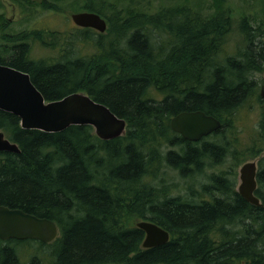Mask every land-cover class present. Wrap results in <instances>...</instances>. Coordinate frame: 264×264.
<instances>
[{"label": "trees", "instance_id": "obj_1", "mask_svg": "<svg viewBox=\"0 0 264 264\" xmlns=\"http://www.w3.org/2000/svg\"><path fill=\"white\" fill-rule=\"evenodd\" d=\"M12 1L29 14L43 9L36 0ZM53 1L49 9L57 11L62 0ZM82 7L106 22L102 33L75 28L91 54L78 55L73 37L58 43L61 30L35 28L37 42L58 46L60 57L34 60L32 39L9 30L0 12V63L27 72L45 100L87 93L125 119V130L103 140L90 125L25 129L0 109V130L19 149L0 151V205L58 228L48 243L0 239V264H264V157L255 177L260 204L235 188L236 166L264 147V96L255 78L264 69L263 24L241 17L234 47L228 7L210 17L186 3L155 13L143 0H84ZM251 97L261 105L258 129L239 150L236 114ZM184 110H202L221 125L199 141L183 139L169 120ZM167 170L186 183L175 194L176 183L159 175ZM128 219L152 221L169 239L142 248L144 232Z\"/></svg>", "mask_w": 264, "mask_h": 264}, {"label": "water", "instance_id": "obj_2", "mask_svg": "<svg viewBox=\"0 0 264 264\" xmlns=\"http://www.w3.org/2000/svg\"><path fill=\"white\" fill-rule=\"evenodd\" d=\"M73 23L80 27H90L98 32L106 29L105 20L90 11L74 12L70 15ZM0 109L13 113L25 129H39L58 132L70 125H90L95 135L109 140L121 135L125 130V119L115 115L108 106L96 101L85 92L73 91L58 99L45 100L41 92L31 82L27 72L0 63ZM221 125L219 119L202 110L181 111L169 120L171 130L183 139L196 142ZM0 151L19 152L0 130ZM256 164L246 161L238 168L237 192L249 203L259 205L254 195L256 188ZM135 226L144 232L142 248L166 242L169 233L153 223L141 219ZM58 235L56 224L45 217L0 205V239H33L43 243L53 241ZM162 264V263H152Z\"/></svg>", "mask_w": 264, "mask_h": 264}, {"label": "rangeland", "instance_id": "obj_3", "mask_svg": "<svg viewBox=\"0 0 264 264\" xmlns=\"http://www.w3.org/2000/svg\"><path fill=\"white\" fill-rule=\"evenodd\" d=\"M43 6V9L36 7L33 9V13L29 14L27 9L25 12H22L18 6L12 5V0H0V12L2 17L5 19V26L9 30H13L18 33V36L26 40L32 39L30 41L31 47L30 55L34 59H54L59 58L58 46L49 47L41 44V42L36 40L37 36H40V32H33L31 29L40 28V29H52L53 31L61 30L60 35L54 34L55 38H58V43L63 42L66 38L73 37L78 39L74 34L76 33L75 25L70 18V15L74 12L82 11L84 7V0H62L58 2V10L54 11L49 9V7L55 2L53 0H36ZM188 4L193 7V9L199 10L201 13L210 17L212 14L223 10L225 7H228V12L230 13L232 19V28L233 30L229 34V44L237 47V42L240 41L241 35L236 30L238 21L241 17L248 16L254 20L253 24L255 26L262 25L264 26V0H143V9L147 10L150 13H155L160 11L161 7L168 6L175 8L176 6L182 4ZM9 20V21H8ZM106 30V29H105ZM66 32L68 35H66ZM0 36H5V32L0 31ZM74 49L78 52V55H88L91 54L93 48L88 44L75 40ZM240 47V43L238 44ZM255 78L258 81V93L261 96H264V69L255 75ZM260 104L258 103L255 97H251L244 102L241 108L238 109L236 114L235 122V135L237 137V146L241 150L243 144H249L252 137L256 134L258 129V119L259 113L261 111ZM264 140V137H263ZM264 146V142H263ZM257 156V157H256ZM255 157L261 158L264 157V147ZM242 157V156H241ZM246 160V158H245ZM249 160V159H248ZM250 160H256L250 159ZM244 160L240 161L236 166V183H238V168ZM231 161H226L222 164H217L212 167L205 169L202 177H199L200 180H206V174L210 172H218L222 170V167L227 166ZM229 165V166H230ZM163 169V168H162ZM162 177H165L168 182H175L176 186L173 194H175L178 188L185 185L184 179L180 178L178 174L173 170H167V173H160ZM190 182V180H189ZM236 186V185H235ZM178 187V188H177ZM140 220V219H138ZM137 219H128L127 222L129 225H135L138 221ZM25 259V258H23Z\"/></svg>", "mask_w": 264, "mask_h": 264}, {"label": "flooded vegetation", "instance_id": "obj_4", "mask_svg": "<svg viewBox=\"0 0 264 264\" xmlns=\"http://www.w3.org/2000/svg\"><path fill=\"white\" fill-rule=\"evenodd\" d=\"M9 21V20H8ZM6 23V22H5ZM75 28H88V27H79V26H76L75 25ZM90 29H92V28H90ZM94 30V29H93ZM25 42H26V40H23L22 41V43H24L25 44ZM30 57H31V55H30ZM32 58V57H31ZM34 59V58H33ZM34 60H36V59H34ZM3 64V63H2ZM6 65H8V64H6ZM10 66V65H9ZM11 67H13V66H11ZM15 68V67H14ZM18 69V68H17ZM20 70V69H19ZM257 157V156H256ZM255 156L254 157H246V160H244L242 163H244V162H246V161H254L255 162V164H256V170L258 169V162H259V159L260 158H256ZM256 159V160H250V159ZM262 158V157H261ZM249 159V160H248ZM235 188L237 189V183H236V186H235Z\"/></svg>", "mask_w": 264, "mask_h": 264}, {"label": "bare ground", "instance_id": "obj_5", "mask_svg": "<svg viewBox=\"0 0 264 264\" xmlns=\"http://www.w3.org/2000/svg\"><path fill=\"white\" fill-rule=\"evenodd\" d=\"M77 35V34H76ZM54 37V36H53ZM58 39V38H57ZM76 52V51H75ZM51 58V57H50ZM50 58H49V61H50ZM52 58H55V57H52ZM54 60V59H53ZM46 61V60H45ZM55 61V60H54ZM51 62V61H50ZM198 153V152H197ZM200 155V154H199ZM202 156V155H201ZM154 157V156H153ZM164 195V194H163Z\"/></svg>", "mask_w": 264, "mask_h": 264}]
</instances>
